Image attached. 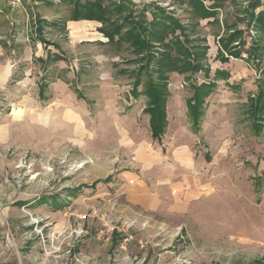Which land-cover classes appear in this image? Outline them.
I'll return each instance as SVG.
<instances>
[{
  "label": "rangeland",
  "instance_id": "374dc122",
  "mask_svg": "<svg viewBox=\"0 0 264 264\" xmlns=\"http://www.w3.org/2000/svg\"><path fill=\"white\" fill-rule=\"evenodd\" d=\"M131 1L147 22L160 8L186 35L215 32L193 27L176 0ZM72 10L71 0H0V264H264V131L247 102L264 59L248 58L250 31L241 62L220 66L211 50L202 62L210 77L227 67L232 89L217 82L197 135L187 103L203 74L169 75L159 144L142 92L164 47L152 41L140 71L144 52L110 44L99 22L71 23ZM104 224L126 233L99 239Z\"/></svg>",
  "mask_w": 264,
  "mask_h": 264
},
{
  "label": "trees",
  "instance_id": "16d2710c",
  "mask_svg": "<svg viewBox=\"0 0 264 264\" xmlns=\"http://www.w3.org/2000/svg\"><path fill=\"white\" fill-rule=\"evenodd\" d=\"M73 10L69 21H96L102 27L100 33L108 39L110 44L126 43L133 47L134 51L144 52L141 59L144 61L140 71L149 68L150 61L153 56L150 54L152 41L162 45L163 53L156 62L157 67L153 73L156 74V79L149 78L144 87L143 94L147 98V104L144 110L145 115L148 116V124L150 129L151 139L154 142L161 143L162 136L165 134L167 128V101L169 97L168 80L171 73L184 75L189 72L190 76L196 73H202L204 82L200 85H193L192 96L187 103V109L191 121L192 132L197 135L200 130L201 119L206 108L207 98L214 92L216 85L209 79V68L203 65L202 62L206 59V48L198 51L194 47V51L187 46L191 40L185 34V29L181 27L176 19L170 15H165L160 8H155L154 12L150 14L151 21L147 22L145 12L135 14L134 4L131 0H118L109 2L110 6L103 4L104 0H71ZM260 7V0H253L250 5L249 17L254 21L253 27L256 32L264 35V9L254 15V10ZM126 12V13H125ZM203 16L207 15L206 11L201 13ZM138 19H137V18ZM38 26L42 24L49 27H57L56 23H48L43 20ZM65 22L61 29L65 30ZM41 27L38 32L41 34ZM158 27L161 34L156 33L154 28ZM179 35H175L176 31ZM239 33H234L231 37H235ZM186 35V36H185ZM169 37V39H167ZM167 40V42H165ZM227 49V45H224ZM259 49H252L249 53L250 59H257ZM231 56L239 58L240 53L235 52ZM58 57V56H57ZM62 58L61 56H59ZM58 57V58H59ZM225 60V59H223ZM149 74L150 72L147 71ZM215 78L222 76L227 79L226 73H216ZM139 82L135 83L133 89V96H136V90ZM248 112L253 120V128L256 132H260L263 128L264 114V91L259 90L256 97L251 98L248 105ZM110 182V178L106 179Z\"/></svg>",
  "mask_w": 264,
  "mask_h": 264
},
{
  "label": "crops",
  "instance_id": "0c3cea01",
  "mask_svg": "<svg viewBox=\"0 0 264 264\" xmlns=\"http://www.w3.org/2000/svg\"><path fill=\"white\" fill-rule=\"evenodd\" d=\"M252 1L253 0H176V2L180 5V7L183 10L190 13V17L192 18V22H193L191 24L193 25V27L198 29L202 28L203 30H209L210 27H215V32L213 34H207L205 36H202L199 33H192V34H188L187 36L191 40V42L203 41L204 43L201 48L198 47V51H200L203 48H206V57L208 56V51L211 50L212 52H215L216 54L215 58L218 57L219 59L218 63L220 64V66L223 65L230 66L229 59H233L236 62H241L242 54L244 51L242 49L247 44L246 39L244 38V34H246L245 30H249L250 31L249 33L251 34V37L248 38L250 41L248 46L249 53L252 49H259L257 59H255L254 62L258 64L260 59L262 60L264 59V35L255 31L253 27L254 21L249 17V13H250L249 5ZM240 7L242 10L237 15L238 19L235 20L237 21L240 20V22L243 21V26H240L239 22L236 23V26H234L232 22H229L228 14L234 13L236 9L240 10L239 9ZM263 9H264V0H260V7L254 10V15H257V13L262 11ZM203 11H206L208 14L203 16L201 14ZM70 22L73 23L75 21H70ZM234 33H239V34L236 35L235 37H231ZM215 44L218 45V49L216 50L212 48L215 46ZM224 45H227V49L224 48ZM235 52L240 53L239 58H234L233 56H231ZM249 53L247 51L248 58H250ZM206 67H208L209 71H211L209 66ZM222 72L227 74L228 76L227 79L222 78V76H218V78H215V75H217L216 73H222ZM209 79L212 80V82H214L216 85L214 92L217 89L218 81L225 82V84L229 88L230 85L232 86V84L229 83V80H232V73H230L227 70V67L217 69L214 72L213 77H210V73H209ZM203 82L204 79L201 83ZM260 83H259L260 87L259 85L256 86L257 95L259 93V90L264 91V85L262 83L263 86H261ZM230 89H232V87ZM214 92L212 94H214ZM210 96L208 98H210ZM256 96L251 95L250 97H247V102H249L251 98H254ZM262 118L264 121V114L262 115ZM263 131H264V122H263V128L260 130V132Z\"/></svg>",
  "mask_w": 264,
  "mask_h": 264
},
{
  "label": "built area",
  "instance_id": "2783aa9c",
  "mask_svg": "<svg viewBox=\"0 0 264 264\" xmlns=\"http://www.w3.org/2000/svg\"><path fill=\"white\" fill-rule=\"evenodd\" d=\"M84 218L85 217H83V219ZM103 228H104L103 230L98 231L97 236L99 239L104 238V237L108 238L109 236H111L113 234L114 231H117L118 233H126L125 230L113 228L108 224H104ZM86 234H87L86 231L82 227L74 229L69 234L70 235L69 240L77 241L78 239L84 237ZM131 240H132L131 235L126 234L124 239L122 240L121 249H124L126 244L128 242H130ZM141 247H142V245H141Z\"/></svg>",
  "mask_w": 264,
  "mask_h": 264
}]
</instances>
